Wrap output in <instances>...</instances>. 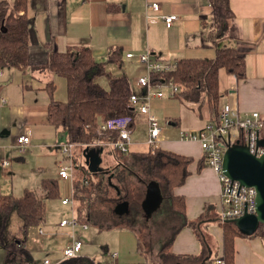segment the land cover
I'll return each mask as SVG.
<instances>
[{
    "label": "crops",
    "instance_id": "obj_1",
    "mask_svg": "<svg viewBox=\"0 0 264 264\" xmlns=\"http://www.w3.org/2000/svg\"><path fill=\"white\" fill-rule=\"evenodd\" d=\"M7 1L10 2V0ZM151 2H156L159 5L157 12H148L153 16L152 19L156 20L153 22L146 17L148 14L146 5ZM229 4L234 17L227 25V32L223 35L213 31L209 32L210 29L201 24L202 21L210 20L211 9L206 0H90L89 2L83 0H26L25 13L33 28L30 59L33 62L45 61L48 54L45 45H48L51 51L59 52L64 51L67 47L86 46L91 50L93 57L100 61L105 60L111 47H119L122 52V65H110L108 71L111 73V70L117 67L119 70L112 75L127 76L133 93L142 95L144 90L136 84V78L146 74L145 67L135 59H126L124 57L125 53H136L138 48L141 47L147 49L155 61L162 64H175L180 59H213L218 45L227 42L244 59L245 79L237 81L233 76L228 75L224 69L219 70L220 109L224 105H229L239 114L257 112L264 117V0H229ZM165 15H175L178 21L167 28L159 18V16ZM36 55L38 57L34 58ZM50 81L54 84L53 99L59 102L66 101V81L60 76L33 70L22 73L10 68H4L0 76V159L9 161V166L0 170V193L3 195L19 197L26 190L35 193V184L39 186L37 190L41 189L40 185L44 179L55 180L58 189L60 183L69 181L58 179L57 170L60 161L55 164L56 168L52 171V174L47 175L44 170L41 171L43 167L39 166L33 169V172L24 175L21 172L19 173L22 167H20L18 161L24 160L22 156L16 157L14 154L11 156V152L18 151L14 144L16 138L21 135L30 137V142L25 151L20 153L21 155L25 154L27 150L34 151L36 147L53 150L66 142L62 131L57 130L48 122L47 106L49 98L45 85ZM153 89L156 90L158 87L153 86ZM165 97L170 98L169 96ZM2 99L5 102H2ZM181 105H183L182 102ZM185 107L197 119L192 123H181V117L172 118L173 120L168 124L172 126L179 125V132L182 130L196 132L202 130L206 124L211 123L206 112L204 118L200 119L193 111L191 104L187 103ZM142 120L146 125L145 117L139 115L137 121ZM161 130L160 127L158 144L161 146L157 147L192 158V163L188 167L189 174L184 183L174 188L172 192L173 195L184 198L186 219L189 222H197V228L205 236V242L202 243L196 238L190 226L183 225V218L170 210L167 200L169 212L167 216H158L161 224L159 230L156 233L153 229L144 230L145 252L142 251L143 243L137 241L136 248L144 258V261L139 264H190L186 263L183 257L191 256L200 259L204 251L205 257L213 258L214 261L222 255V230L218 225L222 205L220 185L216 173L207 166L202 167L200 170L197 169L198 162L203 157L202 150L197 142L180 140L179 132L178 139L165 141L162 140ZM233 135L235 140L239 136V132L236 130ZM261 137L264 138V128L261 131ZM105 145H108V143L96 142L75 151L78 163L87 170V161H90V159L85 158L84 150L86 148L94 150L97 153V158L100 159L99 164L94 166V172L88 170L92 173L96 190L89 199L86 210L82 212V216L87 218L89 206H93L97 197L101 196L105 188L108 187V174H105L106 169L102 166L103 153L109 154L108 151L104 152L103 150ZM148 148L150 147L148 146ZM144 151H131V153ZM109 156L115 162L118 171L121 172L123 166L131 170L129 172L127 170V174L123 177L126 181L124 186L125 188L126 185L130 187V184L135 182L139 184L140 192L135 200L130 202L135 206L137 205V208L145 207L146 209V211H142L137 210L135 207L137 210L136 221L140 225L145 219H148L149 222V217L166 200L163 183L152 177L149 171L135 161L131 154L116 156L115 153H111ZM92 160H96L95 154H92ZM132 166L136 167H134L135 172L139 174L134 178L130 173L134 171ZM108 170L111 171L112 169ZM18 175L20 176L16 177ZM31 175L36 178V183L31 182ZM14 178H16L15 187H13ZM151 183L159 191L160 202L155 206L146 203L147 186ZM20 189H23L22 192L15 195L14 191ZM71 192V198H73L72 180ZM121 194L125 195L126 193L121 192ZM120 195L118 201L114 200L112 194L114 208L125 202L128 208L122 214H128L130 202L126 198H121ZM74 202L75 206L71 212V217L74 215L79 224L86 225V229H83L80 225L74 229L69 226H60V222L66 218H60L58 222L56 220L55 223L52 222L47 227H42V223L37 225L40 237L44 236L42 238L49 241L61 240L62 242L58 251L42 250L43 257L41 258V250H34L29 245L30 240L28 241V239L30 237L27 234L29 230L27 227L23 234L18 233L11 239L10 243L0 242V264H36L45 259H49L51 264H58L62 261L60 260L62 258L61 252L71 241L72 236L75 237V230L79 228L86 231L90 224L89 218L88 222L80 223L76 210L78 203L75 200ZM61 205L67 206L62 203ZM9 223L17 224V217L12 216ZM162 223L165 226H162ZM139 224H135L134 228L127 227L137 230L139 233ZM56 234H59V238L53 237ZM68 234L69 241L65 243L63 236ZM171 238L172 244L169 247V252L172 255L161 253L162 248ZM42 243L43 247H49L44 240ZM9 252L16 256V260L11 263L6 260ZM19 252H23V254L20 256ZM53 253L55 255L51 256ZM111 254H116V258H118L116 252ZM57 255L60 256L59 260H57L58 257L54 258ZM177 256L179 257L176 258ZM17 257H22L23 262H18L22 258L18 259ZM92 259L100 262L95 258ZM234 264H264V241L260 238H236Z\"/></svg>",
    "mask_w": 264,
    "mask_h": 264
},
{
    "label": "trees",
    "instance_id": "obj_2",
    "mask_svg": "<svg viewBox=\"0 0 264 264\" xmlns=\"http://www.w3.org/2000/svg\"><path fill=\"white\" fill-rule=\"evenodd\" d=\"M211 9L210 20L202 21L209 32L225 35L227 25L234 17L229 0H206ZM26 0H0V68H10L26 73L29 70L57 75L66 81V101L53 99L54 84L45 85L48 94V122L57 130H61L66 142L82 149L96 142L108 143L118 138V130L107 128L101 130L100 124L128 119L127 128L132 131L139 114L129 103L133 93L127 76H114L108 71V66L122 65V52L119 47H111L105 60H96L91 50L86 46L67 47L64 51H51L48 45L47 59L43 62H32L30 53L33 41V28L26 13ZM224 69L237 81L245 79L244 59L236 49L227 42L218 45L213 59H180L175 68L168 71L151 73V85L159 86L172 81L178 88L174 98L185 104H191L193 111L200 118L208 114L210 122L218 121L220 98L218 72ZM98 77H106L107 88L102 87ZM84 147V148H85ZM108 153H111L108 150ZM116 156L131 154L135 161L147 169L152 177L160 180L165 187L164 196L168 200L172 212L183 218V225L190 226L196 238L205 242L197 222H189L185 215V200L182 196L173 195V189L181 186L188 176L191 157L162 150L159 147L147 148L144 152L122 153L113 150ZM74 189L73 199L77 201V212L80 223L88 222L82 216L83 210L96 190L95 182L84 166L78 163L76 156L72 158ZM206 166L205 159L198 162L197 169ZM112 169V166L106 168ZM41 190L47 199H58V184L53 179H44ZM46 205L33 191L26 190L19 197L0 193V242H11L18 233L23 234L27 227L37 226L45 221ZM17 217L16 231L10 230L12 216ZM222 230L223 264H234L235 240L239 237L260 238L264 241V226L259 225L251 236L241 234L230 223L218 220ZM172 238L164 245L161 253L170 255L169 247ZM23 252H19L21 256ZM172 255V254H171ZM177 256L176 258H178ZM18 258V257H17ZM19 257L18 259H21ZM190 264H212L213 258H206L205 251L200 259L191 256L183 257ZM206 258V259H205ZM204 259V260H203ZM7 262L16 260L9 252ZM19 260L18 262H23ZM203 260V261H202ZM203 262V263H202ZM58 264H102L84 255L68 258Z\"/></svg>",
    "mask_w": 264,
    "mask_h": 264
},
{
    "label": "rangeland",
    "instance_id": "obj_3",
    "mask_svg": "<svg viewBox=\"0 0 264 264\" xmlns=\"http://www.w3.org/2000/svg\"><path fill=\"white\" fill-rule=\"evenodd\" d=\"M39 30V28H38ZM38 57V55L34 56ZM33 58V57H32ZM32 61V59H30ZM33 62V61H32ZM119 69L113 68L111 70V74H116ZM97 82L104 87L107 88V79L105 77H98ZM137 84V83H136ZM165 91H167L165 89ZM44 95V94H43ZM45 97V95H44ZM43 97V98H44ZM179 102L177 99L173 97H165L163 99H156L151 98L149 102V107L151 112L156 116L158 119L159 126L161 127V137L162 140L165 141H174L178 139V132H179V125L172 126L168 123L172 121V118H180L181 117V123H192L193 121H196V116L190 111L188 108H186V104ZM216 123V122H211ZM147 140V127L144 123V121H137L135 129L130 133V143L132 145L129 147V152L131 151H138V150H146L148 146L144 143ZM156 146H161L160 144H156ZM104 152H107L110 150L111 153H113V149L110 145H105L103 148ZM76 152L74 151V154ZM109 153V154H111ZM16 156L22 158L24 160H19L21 170H19V173L26 175L27 173L33 172V169L37 167H43L41 171H45V173L52 174V171L55 170L56 166L59 161L62 160V155L58 149H44L42 147H36L34 151H26L25 154L21 155L18 151L11 152V156ZM107 153H103V168H107V166L110 164L113 166L111 171L105 172L108 178V187L105 188L103 194L99 197H97V200L94 202L93 206H89V210L87 211L88 218L90 220L89 227L86 231L80 230L79 228L75 230L76 234L75 237L82 243V248L79 252V255H86L91 258H95L96 260H99L102 264H139L144 261L143 256H141L139 251L136 248L137 241H140L143 243L142 251L145 252V242L143 240L144 238V230H154V233H156L159 228L161 227V224L159 223V215H168L169 209L167 206L166 200L162 202L161 206L158 208V210L149 217L148 219H145L142 221L141 225L136 221L137 219V210H145V207L137 208L135 204H133L130 201H134L135 198L138 196L140 190H139V184L132 182L130 184V187L126 185V188L124 186L123 177L125 174L131 171L128 167L126 168L123 166V170L120 172L115 167V162L112 160V158ZM16 162V161H15ZM135 167V166H134ZM132 166V169L134 171L130 172L132 174V178L134 176H138L139 174H136L135 168ZM134 172V173H133ZM20 174V175H22ZM20 175L16 176L19 177ZM30 180L32 183H36V178L31 175ZM22 182V181H21ZM20 182V183H21ZM1 183V180H0ZM13 187L16 185V178H14ZM38 184V183H37ZM3 185L1 184V187ZM6 188V186H5ZM39 188L38 185L35 184V194L42 200L45 201L46 204V217L45 221L42 223V227L49 226L52 222L55 223V221L60 220V218H70L71 212L74 210L75 202L73 203V206L70 207V205L62 206L60 201L63 198L71 199V181H65L64 183L59 184V198L58 199H47L42 192L41 189L37 190ZM23 189H20L19 191H14L15 195H19L22 192ZM122 193H126L125 195H122ZM114 200L119 201V195L121 198H126L130 203L129 213L128 214H118L115 213V206L113 202ZM77 204V203H76ZM137 210H136V208ZM71 210V211H70ZM139 215V214H138ZM161 217V216H160ZM175 218V217H174ZM135 224H139V233L137 230L130 229L127 226L135 227ZM162 226H165V224L162 223ZM28 235L30 239V247L34 250L40 251L41 250V258L43 257L42 250H49L51 251H58L59 245L62 243L61 240L57 241H49L46 238H42L39 236V232L36 226L28 227ZM10 230L16 231L15 224L12 223ZM70 234V230L68 231ZM69 234L66 236H63L65 239V243L69 241ZM53 237L59 238V234L54 235ZM43 239L45 243L49 247H43V243L41 240ZM70 242V241H69ZM116 252L118 254V258L113 259L111 257V253ZM55 254H51V256H54ZM58 255L54 258H57ZM60 259V256L57 258V260ZM62 260V258L60 259ZM56 262V261H55Z\"/></svg>",
    "mask_w": 264,
    "mask_h": 264
},
{
    "label": "built area",
    "instance_id": "obj_4",
    "mask_svg": "<svg viewBox=\"0 0 264 264\" xmlns=\"http://www.w3.org/2000/svg\"><path fill=\"white\" fill-rule=\"evenodd\" d=\"M89 2L90 0H83ZM159 5L156 2H151L146 5L147 13L149 11L157 12ZM147 19H152L150 13L147 14ZM163 21L165 27L170 28L178 18L175 15L159 16ZM126 59H135L138 63L145 67L146 74L136 78L137 85L144 90L142 95L132 93L129 98V103L139 115L146 119L147 127V140L146 145L149 147H157L158 139L160 136V127L158 119L151 112L149 102L151 98H163L165 96L173 97L178 93V88L173 82H168L157 86L158 89L154 90L153 85L150 83L149 75L162 71H168L175 68V64H162L155 61L151 53L147 49L138 48L136 53H125ZM4 68H0V76ZM165 89L167 91H165ZM2 102L5 100L2 99ZM128 119L109 122V124H100L99 128L105 130L113 128L118 130V138L112 142H108L113 150H118L122 153L129 151L130 143V130L127 128ZM264 128V117L260 113L251 112L239 114L233 110L229 105H224L218 112V121L216 123H208L202 130L199 131H180L179 139L182 141L197 142L205 159L206 166L211 168L217 176L220 185V201L222 210L219 220L225 222L227 220L238 218L244 214L255 213L256 203V190L253 187H246L239 182L231 180L222 171L223 154L227 147L236 140L248 147L251 154L260 156L264 154V138L261 137V131ZM239 132V136L234 140L233 133ZM30 142V137L21 135L16 138L14 147L19 153L25 151V148ZM88 146V145H86ZM85 147V146H84ZM83 147V148H84ZM62 155V160L58 163V179L59 180H72L73 179V166L72 158L77 146L71 143L64 142L56 147ZM9 166V161L0 159V170ZM63 205L73 206L74 200L62 199ZM60 226H69L76 228L80 225L86 229L85 224H79L77 218L72 215L71 218L63 219ZM17 247V246H16ZM81 241L72 236L71 241L62 250V260L74 258L79 255L81 251ZM112 257L116 259V254ZM36 264H51L49 259L43 260L41 263ZM213 264H223V260L219 257L213 261Z\"/></svg>",
    "mask_w": 264,
    "mask_h": 264
},
{
    "label": "water",
    "instance_id": "obj_5",
    "mask_svg": "<svg viewBox=\"0 0 264 264\" xmlns=\"http://www.w3.org/2000/svg\"><path fill=\"white\" fill-rule=\"evenodd\" d=\"M92 154H95V161L92 160ZM84 155L86 159H90L87 161L88 170L94 172V166L100 162L97 153L86 148ZM222 171L231 180L256 190L255 213L244 214L238 218L225 221L233 224L241 234L251 236L259 225L264 226V154L253 155L247 146L236 141L229 145L223 154ZM147 190L146 203L153 206L157 205L160 202L158 188L151 183L147 186ZM127 208V203H120L116 206L115 213L122 214L127 211Z\"/></svg>",
    "mask_w": 264,
    "mask_h": 264
}]
</instances>
